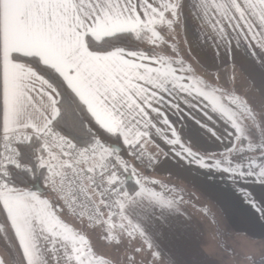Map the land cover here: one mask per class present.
<instances>
[{
    "label": "snow or ice",
    "instance_id": "6c2138e0",
    "mask_svg": "<svg viewBox=\"0 0 264 264\" xmlns=\"http://www.w3.org/2000/svg\"><path fill=\"white\" fill-rule=\"evenodd\" d=\"M183 4L184 0H0V215L4 218L0 232L13 230L20 264H49L50 258L53 264L94 261L90 250L79 246L82 239L63 231L57 234L60 225L52 224L48 200L8 182L10 166L35 171L21 164L18 143L38 138L42 143L37 161L46 170L45 185L59 192L73 188L71 197L83 193L95 217L121 239L139 240L136 251L147 249L153 264L165 262L147 225L157 210L161 215L174 211L176 200L149 187L160 182L140 176L121 157V147L108 140L115 137L132 157L144 162L154 130L168 145L178 146L177 157L204 169L223 170L234 179L264 184V115L258 117L246 102L235 98H230L233 108L213 101L212 110L224 116L232 129L233 143L219 156L201 155L192 144L181 142L161 107L167 102L179 111L177 94L211 99L202 82L184 75L191 72L184 61L141 49L104 46L123 33L153 48L166 43L159 28L174 34L182 28ZM199 5L218 47L231 45L234 33L251 49L264 51V0H199ZM176 47L173 41V50ZM65 92L71 104L88 113V124L103 130L108 140L93 133L91 142L81 146L56 130L55 123L65 111ZM252 126L260 129L259 142L252 136ZM154 160L147 157L149 165ZM130 177H138L135 191L128 189ZM245 195L264 216V205ZM103 209H108L106 220ZM0 264L5 260L0 259Z\"/></svg>",
    "mask_w": 264,
    "mask_h": 264
},
{
    "label": "crops",
    "instance_id": "0c3cea01",
    "mask_svg": "<svg viewBox=\"0 0 264 264\" xmlns=\"http://www.w3.org/2000/svg\"><path fill=\"white\" fill-rule=\"evenodd\" d=\"M183 16V27L177 28L176 33L173 34L175 40H177V48L185 51L189 49V53L186 52V60L184 61H187L190 68L206 70V73L196 71L194 75L192 72L184 73V75H190L194 80L200 82H202L200 78L204 74L206 78L208 76L207 83H204L205 85L202 87L204 91L209 93L211 99L192 98L187 97L186 94H177L176 102L180 104L179 111L172 108L167 102L161 107L182 137L183 132H186V139L184 137V140L195 147L194 151L198 149L201 155L216 154L219 156L228 152L232 146L233 137L229 135L232 129L224 116L212 110V103L214 101L218 105L232 108L230 98L239 101L242 93L248 95L247 99H264V51L251 49L246 41L237 40L234 33L231 36V45L225 48L221 44L218 47L217 37L203 23L199 0H184ZM163 38L164 41L166 38L169 39L164 43L163 49L172 55L175 50L172 48L171 37H166L165 34ZM173 67L176 66L173 65ZM196 76L198 79H196ZM166 99L169 98L166 96ZM185 100L188 102L185 103ZM246 104L251 109L253 108L252 101H247ZM209 117L211 118L209 119ZM195 130L201 131V135L197 134L198 138L195 136ZM250 131L256 142L259 141L260 135L254 132L253 128H250ZM187 132H193L194 134L190 135ZM226 134H228V137ZM168 136L171 138L170 133H168ZM150 140V147L146 152L149 156L156 157L155 168L153 167L151 171L152 174L155 173L159 176L168 173L169 176L180 178L179 175L172 172L161 170L171 166L172 169L177 171L179 166H183L188 176L185 178L186 183H184L186 190H191V194L194 196L209 197L233 228L246 230L256 237H264V216L260 215L248 202V198L240 186L235 183L232 184L226 179L227 172L204 169L195 163H190L188 159L177 157L175 151L179 150L178 146L168 145L166 140L156 134L154 130ZM163 150L164 152L173 153L174 156H170L167 152L163 153ZM191 174L193 175L191 176ZM199 174L200 176H198ZM157 178L153 177L152 179ZM240 180L243 181L244 179ZM246 180L247 187L253 191L255 197L252 195L251 190L249 194L258 205H264V184L256 183L250 178ZM168 183L169 188L178 189L181 187L174 181ZM47 189L51 190L49 187ZM72 190L75 189L72 188ZM81 194L83 193H80L79 197L84 196V194ZM236 212L242 213L250 221L244 222V219L240 221L239 217L235 216ZM61 221L63 220L58 219L52 224L61 225ZM65 223V228L69 227ZM46 226L51 227V225ZM60 232L61 230L57 229V234H60Z\"/></svg>",
    "mask_w": 264,
    "mask_h": 264
},
{
    "label": "rangeland",
    "instance_id": "374dc122",
    "mask_svg": "<svg viewBox=\"0 0 264 264\" xmlns=\"http://www.w3.org/2000/svg\"><path fill=\"white\" fill-rule=\"evenodd\" d=\"M159 32L162 37L165 34L166 37H171L172 44L173 41L177 44V40L173 36L174 33L163 27L159 28ZM166 40L169 39L166 38ZM163 46L164 43L158 45L162 56H168L169 59L186 60V52L189 53V49L185 51L176 47L175 53L171 55L163 49ZM184 64L185 67L190 68L187 61H184ZM190 69L193 75L196 71L206 73V70L200 68L197 70ZM196 79H198L197 76ZM200 80H202L201 86H203L204 83H207L208 76L206 78L204 74ZM247 98L248 95L242 93L239 101L246 103L252 101V110L254 109L255 114L258 117L264 115V99ZM245 123L251 125V121ZM257 124H260L259 119ZM251 128L259 134V127L252 126ZM187 133L190 135L195 133L197 138V134L201 135V131L198 130H195L194 133ZM178 134L180 135V133ZM226 135L228 137V134ZM184 137L186 139V132H183L181 142L190 146L191 144L184 140ZM149 147L150 143L145 150ZM166 152L163 150V153ZM123 153H126V151L120 153L121 157ZM167 153L174 156L171 152ZM130 158L132 160L134 157L130 156ZM132 164L140 176L146 180L151 181L153 177H158L156 180L160 182L159 185H149V187H153L158 193L164 192L168 199L176 200L177 206L174 211H165L161 215L160 211L157 210L153 219L147 225L151 240L161 252L165 264H169V262L170 264H264V237H256L246 230L233 228L209 197L194 196L191 194V190H186L184 183H186L185 178L188 176L183 166H179L177 171L172 169L171 166L161 170L179 175L180 178H177L169 176L168 173L159 176L155 173L148 175L144 172L141 163L133 159ZM158 170L160 169L158 168ZM226 179L232 184L235 183L240 186L243 193H249L251 190L247 187L246 179L242 181L236 178V181L229 173H226ZM169 181H174L181 187L178 189L169 188ZM72 191H74L72 188H67L64 192L46 190L39 193H42L41 198L48 200L51 205L50 211L54 214L52 222L58 219L65 221L66 223L61 221L62 224L59 229L70 236L76 237L78 241L82 239L83 242L79 246L90 250L94 264H153L147 249L140 252L136 251L140 245L139 240L130 241L127 237L121 239L116 232L109 231L107 223H101V219L95 217L88 200L84 196L71 197L70 193ZM89 195L91 194L89 193ZM180 197L183 198L182 201L179 199ZM103 211L105 216L102 219L106 220L108 209H103ZM242 215L240 212L235 213L240 221L243 219L244 222L250 221ZM3 223L4 220L0 219V224ZM64 223L69 227L65 228ZM117 240H120V242L116 243ZM48 247L50 248L51 245H48ZM0 259H4L5 264H20L21 261L20 250L10 227L6 232H0ZM49 264H53L51 258Z\"/></svg>",
    "mask_w": 264,
    "mask_h": 264
},
{
    "label": "trees",
    "instance_id": "16d2710c",
    "mask_svg": "<svg viewBox=\"0 0 264 264\" xmlns=\"http://www.w3.org/2000/svg\"><path fill=\"white\" fill-rule=\"evenodd\" d=\"M114 45H119L121 47L132 48V50L141 49L147 52L155 53L162 56L161 52L158 49V46L153 48L152 45L147 44L146 41H139L134 39L128 33L120 34V36L114 41H108L105 43L106 48H111ZM176 66V65H174ZM48 75H51L50 73ZM65 111L61 115V117L56 121L55 128L57 131L62 134L72 138L77 144L81 146H85L89 144L92 140L93 133L97 135L98 138H103L104 140H108V137L105 135L104 131L101 129L93 128L91 124H88L89 115L86 111L78 108L75 104H71L67 100V93L65 92ZM109 143L115 144L121 147V152L123 153L122 158L128 161L130 167H134L132 164L133 159L131 160L130 152L127 150V146L119 145V142L115 137L108 140ZM41 141L38 138L33 139L30 143H18L17 147L20 151L19 160L21 164L28 165L34 172H29L26 168H18L15 166H10L8 169V182L11 185H15L21 188H29L30 190H36L37 183L41 187H43V191L48 190L47 185L44 183V179L46 176V170L40 168L38 166L37 156L38 150L41 147ZM146 151V150H145ZM249 155V153H244V156ZM146 156L148 157V153L146 152ZM138 163H141L139 160L135 159ZM155 165V160L152 165H143L144 172L152 174V168ZM127 175V174H125ZM136 177H130L127 181V186L130 191L137 190V185L134 180ZM156 180V179H151ZM157 181V180H156ZM159 185V184H158ZM42 194V193H41ZM0 219L3 218L0 216Z\"/></svg>",
    "mask_w": 264,
    "mask_h": 264
},
{
    "label": "water",
    "instance_id": "95a60500",
    "mask_svg": "<svg viewBox=\"0 0 264 264\" xmlns=\"http://www.w3.org/2000/svg\"><path fill=\"white\" fill-rule=\"evenodd\" d=\"M118 146V145H117ZM120 147V146H119ZM37 190H39L40 192H42L44 189H43V187H41L40 185H39V183H37Z\"/></svg>",
    "mask_w": 264,
    "mask_h": 264
},
{
    "label": "built area",
    "instance_id": "2783aa9c",
    "mask_svg": "<svg viewBox=\"0 0 264 264\" xmlns=\"http://www.w3.org/2000/svg\"><path fill=\"white\" fill-rule=\"evenodd\" d=\"M140 161V160H139ZM141 162V161H140ZM141 164L142 165H149L148 163H147V156H145V160H144V162H141Z\"/></svg>",
    "mask_w": 264,
    "mask_h": 264
}]
</instances>
